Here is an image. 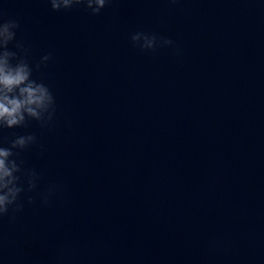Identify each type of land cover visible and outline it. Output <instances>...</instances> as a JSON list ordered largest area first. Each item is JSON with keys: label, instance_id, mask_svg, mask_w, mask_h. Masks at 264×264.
<instances>
[{"label": "clouds", "instance_id": "clouds-1", "mask_svg": "<svg viewBox=\"0 0 264 264\" xmlns=\"http://www.w3.org/2000/svg\"><path fill=\"white\" fill-rule=\"evenodd\" d=\"M53 11H69L74 7L83 9L92 16L100 15L112 0H47ZM0 10V135L5 129L27 127L36 121L41 127L52 124L56 115V98L49 86L42 80L33 78V71L46 66L53 58L51 52L43 55L34 66L30 63L29 49L17 40L18 20L7 18ZM134 48L141 52H154L159 47L179 49L171 39L155 33L137 31L130 36ZM14 43L15 50L9 48ZM38 144L35 134L17 135L7 142H0V221L5 217L15 219L25 207L24 196L36 193L44 205L59 189L50 184L46 191L37 192L41 180L35 169L23 167L21 153ZM27 203H35V197L27 195Z\"/></svg>", "mask_w": 264, "mask_h": 264}]
</instances>
